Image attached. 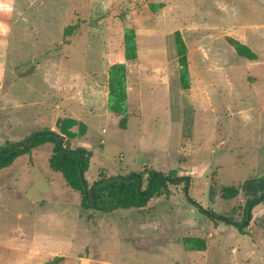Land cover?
I'll list each match as a JSON object with an SVG mask.
<instances>
[{
	"label": "rangeland",
	"instance_id": "rangeland-1",
	"mask_svg": "<svg viewBox=\"0 0 264 264\" xmlns=\"http://www.w3.org/2000/svg\"><path fill=\"white\" fill-rule=\"evenodd\" d=\"M11 7L0 11L10 29L0 34V146L54 123L70 148L91 152L88 184L136 172L144 190L149 173L160 171L190 185L185 194L184 181L167 182L138 208H84L80 192L48 165L54 144L33 148L1 177L13 197L0 205V241L13 249L7 264H257L259 254H250L252 242L264 247V218L253 220V210L264 200L241 232L218 217L242 223L251 197L240 189L224 199L221 187L264 179V0H13ZM126 27L135 31L131 61L123 55ZM118 62L126 66L125 128L109 111L89 113L90 95L108 97V69ZM30 201L46 209L32 208L30 218ZM185 236L204 238L206 249L186 250Z\"/></svg>",
	"mask_w": 264,
	"mask_h": 264
},
{
	"label": "trees",
	"instance_id": "trees-1",
	"mask_svg": "<svg viewBox=\"0 0 264 264\" xmlns=\"http://www.w3.org/2000/svg\"><path fill=\"white\" fill-rule=\"evenodd\" d=\"M177 51L179 54V63L181 67H186L187 56L186 48L182 40L176 33ZM123 48L124 58L127 61L134 60L137 57V47L135 40V31L131 27H126L123 33ZM125 76L126 66L124 62L113 63L108 69V97L107 109L112 114L119 117L118 126L125 128L127 111L125 102ZM60 135L50 129H42L41 131L34 132L26 136L21 141H15L0 146V151L6 150L13 146H23L25 141L32 136L29 146L25 150L11 149L6 153L0 155V170L9 166L13 160L21 154L29 152L31 149L38 146L53 143L54 148L48 157V165L51 170L60 172L65 180L67 186L81 194V206L84 208H96L102 211H111L115 208H130L142 207L154 195H158L160 188L166 185V181L160 177L154 176L150 190L147 192L148 186L144 190L137 189L138 178L142 177V173L130 172L127 175H121L120 179H112L106 183L101 180L106 176H100L93 188V196L98 198L95 204L91 202L88 192L84 191L83 183L80 174H83L89 166L91 152L83 147L70 148L65 143V137L62 136L61 144L57 142V136ZM155 171L149 173V177ZM84 180L89 187L92 183L88 184L85 177ZM148 184V182H147ZM240 189L244 190L247 195H250L245 203V220L242 223H233L226 219L227 224L235 226L240 232L248 225L250 211L254 205L257 204L255 199L258 196L264 195V179L258 177H251L245 180L239 186L230 185L221 187L220 194L224 199H231L238 195ZM202 213L209 214L207 211L202 210ZM210 216V215H209ZM212 219L214 216H210ZM182 244L186 250H205L206 240L201 237L185 236L182 238Z\"/></svg>",
	"mask_w": 264,
	"mask_h": 264
},
{
	"label": "crops",
	"instance_id": "crops-1",
	"mask_svg": "<svg viewBox=\"0 0 264 264\" xmlns=\"http://www.w3.org/2000/svg\"><path fill=\"white\" fill-rule=\"evenodd\" d=\"M54 76H55V78L57 77L56 75H54ZM106 93L107 92L105 90L104 91V94L105 95L102 97V100L99 99L100 98L99 96L95 97V96H91L90 95V98L91 99H89V102H90V106L91 107L89 106V109L92 108V111H90L89 113H91L93 115L96 112H102L103 113V118H105V116H106L105 114H109L108 113V109H107V96H106L107 94ZM98 99L101 102H99ZM85 102H86V104H88L87 103L88 101H85ZM94 106H99L100 109H96V108L93 109ZM97 110H99V111H97ZM16 122H18L17 119L14 120V123H16ZM53 125H54V123H50L47 126H49V129L50 130H53ZM32 128H34V127L33 126L29 127L28 128V132ZM105 132L106 131H104V133ZM25 133H27V132H22L20 134H18V133L17 134H13L12 135L13 138H10V140L18 141V140L21 139V137H23V134H25ZM9 170H10V167H5V168H3V169L0 170V205L1 204H6L7 202H9L10 199L13 198L9 194H7V193L5 194V192H3V190H2V189H5V190L7 189L9 191V187H8L7 183L2 182V180H1L2 174H6V173L10 172ZM3 184H5V187L3 186ZM30 203L32 204V207H28L27 212H28V215L30 216V218H32V214H31L32 212H30V211H32V208L33 209L37 208L39 210H42L43 208L41 209L40 205H38V203H36L35 201L34 202L33 201H30ZM259 208H260L259 211H257V210L255 211V209L253 210V220H255L257 217H260L261 219L264 218V207H259ZM45 209H46V207L43 210H45ZM2 230L3 231H6V232L9 231L7 227L6 228L2 227ZM17 231L18 232H21V229H18ZM9 244H10V242L8 240L3 239L2 241H0V257H2L3 260L5 261V263H3L0 260V264H7V262H6L5 259H7V257L9 255H12V250L13 249L9 247ZM255 244H257V243L252 242L253 253L252 254L249 253V254L252 255V257L255 256L256 254H259V256L261 257V259H258L255 263H257V264H264V247H262L260 249L257 246H255ZM263 244H264V240H263ZM201 251H203V250H201ZM233 251L235 252V250H233ZM234 262H236V261L234 260Z\"/></svg>",
	"mask_w": 264,
	"mask_h": 264
},
{
	"label": "water",
	"instance_id": "water-1",
	"mask_svg": "<svg viewBox=\"0 0 264 264\" xmlns=\"http://www.w3.org/2000/svg\"><path fill=\"white\" fill-rule=\"evenodd\" d=\"M31 139H32V136H30V137L25 141V143H24L23 146H13V147H10V148H8V149H6V150L0 151V155L3 154V153L8 152V151L11 150V149H15V150H19V151L27 149V147L29 146V142H30ZM61 141H62V136H61V135H58V136H57V142H58V144H61ZM154 176L160 177V178L164 179L166 182H173V183L181 182V181L184 180V192H185V194H187L188 187H189V185H190V178H189V177H182V176H179V177H177V178H169V177H167L166 175H164V174H163L162 172H160V171H155V172L149 177V181H148V184H147V186H148L147 192H149V190H150V185H151V182H152ZM80 177H81V180H82V183H83L84 191H87V192H88V196L90 197L91 202H92L93 204H95L97 201H99L98 198H95V197L93 196V188H94V186L96 185L97 182L92 183V184L88 187L87 184H86V182H85V180H84V177H83V174H82V173L80 174ZM121 177H122V176H120V175L106 176V177H104V178L101 180V182H102V183H106V182H108V181H110V180H112V179H120ZM140 184H141V178H138V183H137V189H138V190L140 189ZM262 200H264V195L258 196V197L255 199V202L258 203V202H260V201H262ZM191 201H192V200H191ZM194 203H195V201H194ZM199 208H200L201 210L203 209L202 206H199ZM218 218L221 219V220H223V221H225V219L222 218V217H218Z\"/></svg>",
	"mask_w": 264,
	"mask_h": 264
},
{
	"label": "clouds",
	"instance_id": "clouds-1",
	"mask_svg": "<svg viewBox=\"0 0 264 264\" xmlns=\"http://www.w3.org/2000/svg\"><path fill=\"white\" fill-rule=\"evenodd\" d=\"M13 0H0V11H6V12H12L13 9L11 7ZM8 31H10L9 27L7 25H4L0 23V34H7Z\"/></svg>",
	"mask_w": 264,
	"mask_h": 264
},
{
	"label": "flooded vegetation",
	"instance_id": "flooded-vegetation-1",
	"mask_svg": "<svg viewBox=\"0 0 264 264\" xmlns=\"http://www.w3.org/2000/svg\"><path fill=\"white\" fill-rule=\"evenodd\" d=\"M184 181V180H183ZM226 220V219H225Z\"/></svg>",
	"mask_w": 264,
	"mask_h": 264
}]
</instances>
